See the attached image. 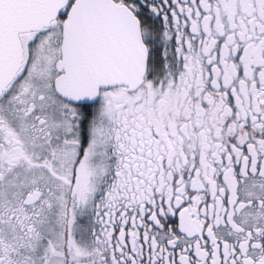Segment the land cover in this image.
<instances>
[{
  "label": "snow or ice",
  "instance_id": "6c2138e0",
  "mask_svg": "<svg viewBox=\"0 0 264 264\" xmlns=\"http://www.w3.org/2000/svg\"><path fill=\"white\" fill-rule=\"evenodd\" d=\"M0 264H264V0H0Z\"/></svg>",
  "mask_w": 264,
  "mask_h": 264
}]
</instances>
